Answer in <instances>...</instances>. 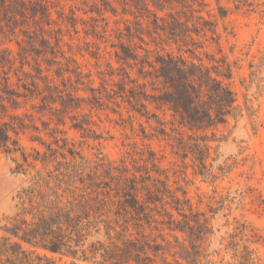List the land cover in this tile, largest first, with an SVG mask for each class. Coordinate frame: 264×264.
Here are the masks:
<instances>
[{
	"label": "rangeland",
	"instance_id": "rangeland-1",
	"mask_svg": "<svg viewBox=\"0 0 264 264\" xmlns=\"http://www.w3.org/2000/svg\"><path fill=\"white\" fill-rule=\"evenodd\" d=\"M24 1L28 13L35 1L49 9L51 23L41 24L50 44L45 47L39 42L41 31L31 20L37 51L28 44L21 26L14 35L6 27L5 34L0 31V54L8 52L11 62L0 63V77L7 72L11 87L19 93L18 105L8 104L4 119L12 121L9 116L17 115L13 121L22 120L23 126L16 125L12 135L27 156L26 163L20 152L9 155L0 149V236L1 227L17 210L18 192L33 182L37 171L49 177L52 186L48 175L64 171L71 160L68 149L77 153L74 161L86 182L92 175L103 176L102 165L107 162L124 164L138 175L134 167L146 163L150 150L164 170L169 189L207 220L209 232L202 240L197 264H264V67L254 80L249 67L259 62L264 51V0ZM218 7L226 9L225 16L218 15ZM156 14L164 18L158 20L160 24L174 16L201 28L199 33L190 32L199 46L156 29ZM198 17L211 26L203 27ZM121 45L140 57L144 54L141 47L147 48L151 60L171 52L194 61L199 58L210 67L230 65L231 76L223 79L235 93L240 115L229 116L216 129L217 140L210 142L205 159L206 173H200V165L190 157H180L172 138L159 132L164 126L171 133L170 128L177 125L171 122L167 105L142 98L145 106L135 105L139 112L134 100L129 103L120 96L118 87L127 80L125 71L138 77V65L131 69L118 60ZM188 48L194 49L197 58ZM146 88L151 91L149 84ZM247 106L253 110L251 116ZM145 110L156 117L148 119V114L142 115ZM14 157L25 170L17 171ZM165 206L170 210V204ZM141 230L159 242V233L173 242V232L166 228L155 230L145 224ZM130 232L135 230L131 227ZM177 235L182 239V233ZM51 257L56 264H92L58 254Z\"/></svg>",
	"mask_w": 264,
	"mask_h": 264
},
{
	"label": "trees",
	"instance_id": "trees-1",
	"mask_svg": "<svg viewBox=\"0 0 264 264\" xmlns=\"http://www.w3.org/2000/svg\"><path fill=\"white\" fill-rule=\"evenodd\" d=\"M34 3L28 13L24 0H0V31L5 34L6 27L14 35L16 28L21 26V32L29 39L28 44L37 51L34 46L37 39L30 29V20L41 31L39 42L45 47L50 42L43 35L45 30L41 23L49 25L51 20L47 6L39 1ZM142 6L147 8L145 3ZM225 14L226 9L218 7V15ZM198 18L202 19L203 27L211 26L210 21ZM158 20L164 18L155 15L153 24L156 29L173 38L182 36L185 44L199 46L190 32L199 33L201 28L190 27L187 21L174 16L166 24H160ZM141 49L143 57L125 45H121V53H116L118 60L131 69L138 65L137 78L125 71L127 80L119 84L120 96L127 98L129 103L134 100L133 107L139 112L141 109L135 105L144 107L142 98L167 105L172 112L171 122L175 121L177 125L170 128L171 133L164 126L158 128L159 132L172 138L180 157H190L194 164L200 165V173H206L205 159L210 142L217 140L216 129L226 124L229 116L240 115L235 93L223 79L231 76L230 65L225 63L223 69L220 64L207 66L190 48L187 50L198 61L171 52L159 54L151 60L150 50ZM0 63H11L8 52L0 54ZM249 67L252 80L258 79L264 67V51L259 62H251ZM139 78L143 81L140 82ZM9 80L7 72L0 77V149L15 155L21 148L12 133L16 134V125L23 126V122L13 121L18 120L17 115L9 116L12 121L4 119L8 104L12 107L18 105L19 93L11 87ZM147 84L151 88L149 92ZM246 109L251 116L252 108L247 106ZM144 114H148V119L156 117L148 110L143 111ZM158 122L164 124L162 120ZM68 150L71 160L65 163L64 171L48 175L52 177V186L49 185L50 178L37 171L33 182L18 192L17 210L1 227L0 264H56L51 254L92 264H197L202 240L209 232L207 220L192 210L187 199L179 198L169 189L162 176L164 170L157 164L153 151L149 150L145 164L134 167L138 175L124 164L114 166L107 162L102 165L103 176L92 175L86 182L74 161L77 153ZM20 155L27 163L25 153L20 152ZM13 160L17 171L25 170L23 163L15 157ZM60 167L58 163L56 169ZM226 167L229 165L219 169ZM167 204H170V210L165 206ZM145 224L150 229L166 228L173 232V242L163 233L158 235L159 242L155 236L141 230ZM131 227L135 234L130 232ZM178 233L183 234L182 239ZM167 255L172 260H168Z\"/></svg>",
	"mask_w": 264,
	"mask_h": 264
}]
</instances>
